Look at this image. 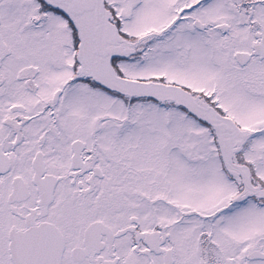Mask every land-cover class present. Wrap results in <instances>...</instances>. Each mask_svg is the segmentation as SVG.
I'll list each match as a JSON object with an SVG mask.
<instances>
[{
    "label": "snow or ice",
    "instance_id": "obj_1",
    "mask_svg": "<svg viewBox=\"0 0 264 264\" xmlns=\"http://www.w3.org/2000/svg\"><path fill=\"white\" fill-rule=\"evenodd\" d=\"M0 264H264V0H0Z\"/></svg>",
    "mask_w": 264,
    "mask_h": 264
}]
</instances>
